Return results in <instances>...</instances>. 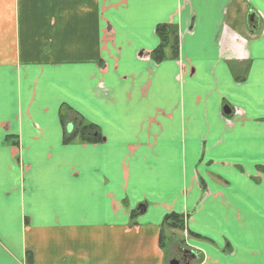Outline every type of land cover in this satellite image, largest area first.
I'll use <instances>...</instances> for the list:
<instances>
[{
	"label": "crops",
	"instance_id": "1",
	"mask_svg": "<svg viewBox=\"0 0 264 264\" xmlns=\"http://www.w3.org/2000/svg\"><path fill=\"white\" fill-rule=\"evenodd\" d=\"M237 32L264 0H0V264H264V33Z\"/></svg>",
	"mask_w": 264,
	"mask_h": 264
},
{
	"label": "trees",
	"instance_id": "2",
	"mask_svg": "<svg viewBox=\"0 0 264 264\" xmlns=\"http://www.w3.org/2000/svg\"><path fill=\"white\" fill-rule=\"evenodd\" d=\"M175 30L169 25H163L158 28V33L161 39V44L158 48H156L153 52V59L157 62L163 61L167 57L166 49L171 47L172 56H177L178 54V34L174 32ZM73 130L70 134L66 136L65 142L69 143L76 139L85 142H96L100 141L102 136L98 126L89 123H73ZM165 221H170L171 227L177 229H184L185 221L183 217L177 213L168 214L165 217ZM196 235V234H195ZM165 235L162 233V241L165 238ZM164 243V241H163ZM32 259L31 255L28 256L27 264H31Z\"/></svg>",
	"mask_w": 264,
	"mask_h": 264
},
{
	"label": "rangeland",
	"instance_id": "3",
	"mask_svg": "<svg viewBox=\"0 0 264 264\" xmlns=\"http://www.w3.org/2000/svg\"><path fill=\"white\" fill-rule=\"evenodd\" d=\"M240 37L239 40H236L237 44H240V43H246L247 41H250L251 39H254L256 37H259L261 34H263L264 32H257V33H251V32H246V33H242V32H237ZM235 39H237V37L235 36ZM154 52V51H153ZM153 52H152V56H153ZM71 117L75 118V122L78 124V123H84L83 120H80L78 115L76 113H73L72 112V115ZM79 119V120H78ZM175 235L176 237L180 238V239H189V240H192L191 237L189 236H185V233L181 230H176L175 231Z\"/></svg>",
	"mask_w": 264,
	"mask_h": 264
},
{
	"label": "flooded vegetation",
	"instance_id": "4",
	"mask_svg": "<svg viewBox=\"0 0 264 264\" xmlns=\"http://www.w3.org/2000/svg\"><path fill=\"white\" fill-rule=\"evenodd\" d=\"M190 252L189 251H181L179 253V255H177L176 257L180 260V263H183L185 264L186 262H189V259H190Z\"/></svg>",
	"mask_w": 264,
	"mask_h": 264
},
{
	"label": "water",
	"instance_id": "5",
	"mask_svg": "<svg viewBox=\"0 0 264 264\" xmlns=\"http://www.w3.org/2000/svg\"><path fill=\"white\" fill-rule=\"evenodd\" d=\"M226 112L229 113L230 111H226ZM72 130H73V124H69L68 127H67V131H68V132H72ZM170 264H181V263H180L179 260L174 259V260L171 261ZM187 264H188V263H187Z\"/></svg>",
	"mask_w": 264,
	"mask_h": 264
}]
</instances>
